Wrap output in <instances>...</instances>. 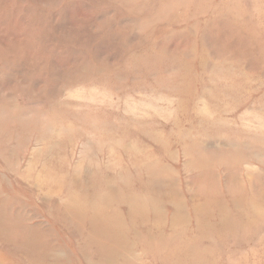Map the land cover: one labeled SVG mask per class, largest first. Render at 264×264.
I'll list each match as a JSON object with an SVG mask.
<instances>
[{
  "label": "rangeland",
  "instance_id": "obj_1",
  "mask_svg": "<svg viewBox=\"0 0 264 264\" xmlns=\"http://www.w3.org/2000/svg\"><path fill=\"white\" fill-rule=\"evenodd\" d=\"M0 55V264H264V0H0Z\"/></svg>",
  "mask_w": 264,
  "mask_h": 264
},
{
  "label": "bare ground",
  "instance_id": "obj_2",
  "mask_svg": "<svg viewBox=\"0 0 264 264\" xmlns=\"http://www.w3.org/2000/svg\"><path fill=\"white\" fill-rule=\"evenodd\" d=\"M5 9H6V8H5ZM7 9H8V7H7ZM7 9H6V10H7ZM18 9H19V8H18ZM20 9H21V8H20ZM9 10H10V9H9ZM19 11H20V10H19ZM2 12H3V11H2ZM6 12H7V11H6ZM24 13H25V12H24ZM18 14H19V13H18ZM32 14H33V12H32ZM12 15H13V14H12ZM76 15H77V14H76ZM23 18H24V17H23ZM8 20H9V19H8ZM45 23H46V22H45ZM45 23H44V24H45ZM2 24H3V23H2ZM12 25H13V24H12ZM9 26H10V25H9ZM17 26H18V25H17ZM22 26H24V25H22ZM22 26H21V27H22ZM14 29H15V28H14ZM17 29H20V28H17ZM29 29H30V28L28 27V30H29ZM2 31H3V30H2ZM11 32H12V31H11ZM3 34H4V33H3ZM9 35H10V34H9ZM12 35H13V34H12ZM5 36H6V35H5ZM5 36H4V38H6ZM1 37H2V36H1ZM11 37H12V36H11ZM24 38H25V37H24ZM25 39H27V38H25ZM3 41H4V40H3ZM19 51H20V50H19ZM0 56H1V55H0ZM17 58H18V57H17ZM2 60H3V59H2ZM135 194H136V193H135ZM134 204H135V203H134Z\"/></svg>",
  "mask_w": 264,
  "mask_h": 264
}]
</instances>
